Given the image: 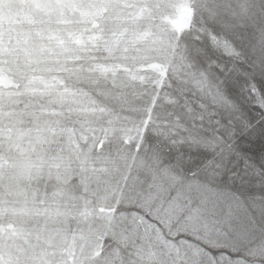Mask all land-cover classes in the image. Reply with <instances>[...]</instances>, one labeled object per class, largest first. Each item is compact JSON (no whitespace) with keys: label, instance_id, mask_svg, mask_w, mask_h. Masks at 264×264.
Wrapping results in <instances>:
<instances>
[{"label":"snow or ice","instance_id":"snow-or-ice-1","mask_svg":"<svg viewBox=\"0 0 264 264\" xmlns=\"http://www.w3.org/2000/svg\"><path fill=\"white\" fill-rule=\"evenodd\" d=\"M0 264H264V0H0Z\"/></svg>","mask_w":264,"mask_h":264},{"label":"rangeland","instance_id":"rangeland-1","mask_svg":"<svg viewBox=\"0 0 264 264\" xmlns=\"http://www.w3.org/2000/svg\"><path fill=\"white\" fill-rule=\"evenodd\" d=\"M19 6L18 5H16V4H14L13 5V14H15L16 13V9L18 8Z\"/></svg>","mask_w":264,"mask_h":264}]
</instances>
